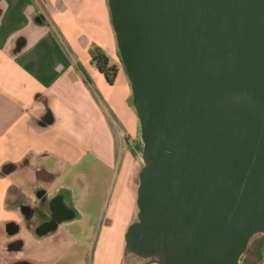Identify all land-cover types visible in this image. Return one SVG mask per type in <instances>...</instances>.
<instances>
[{"label": "water", "instance_id": "obj_1", "mask_svg": "<svg viewBox=\"0 0 264 264\" xmlns=\"http://www.w3.org/2000/svg\"><path fill=\"white\" fill-rule=\"evenodd\" d=\"M107 1L142 144L126 254L239 264L264 235V0Z\"/></svg>", "mask_w": 264, "mask_h": 264}, {"label": "crops", "instance_id": "obj_2", "mask_svg": "<svg viewBox=\"0 0 264 264\" xmlns=\"http://www.w3.org/2000/svg\"><path fill=\"white\" fill-rule=\"evenodd\" d=\"M92 48L117 67L112 84ZM131 97L107 0H0V264L132 257L125 235L138 186L117 142L136 135ZM58 208L56 229L39 235ZM244 257L264 264V235Z\"/></svg>", "mask_w": 264, "mask_h": 264}, {"label": "rangeland", "instance_id": "obj_3", "mask_svg": "<svg viewBox=\"0 0 264 264\" xmlns=\"http://www.w3.org/2000/svg\"><path fill=\"white\" fill-rule=\"evenodd\" d=\"M130 103L132 105V97H131ZM137 125H138L137 126L138 128H137L135 137L130 138V137H126L124 135L119 134L117 135V142H118V146L120 147V149H122L123 153L128 152V150L129 152H131L130 154L132 155L134 159V164H135V172H136L135 183L138 186L137 174L140 172V169L142 168V159H141L142 151L140 152L138 148L142 146V144H141V139H140V128H139L138 122H137ZM247 261H248V257H243L242 259H240L239 264L247 263ZM126 264H143V261L134 259L133 257H128L126 260Z\"/></svg>", "mask_w": 264, "mask_h": 264}, {"label": "trees", "instance_id": "obj_4", "mask_svg": "<svg viewBox=\"0 0 264 264\" xmlns=\"http://www.w3.org/2000/svg\"><path fill=\"white\" fill-rule=\"evenodd\" d=\"M90 58L92 64H94L98 68V70L105 76L107 81L112 84L117 74V67L115 65H110L108 58L98 48H92L90 50ZM138 150L141 152L142 146H140ZM244 256L245 254L242 256V258Z\"/></svg>", "mask_w": 264, "mask_h": 264}]
</instances>
